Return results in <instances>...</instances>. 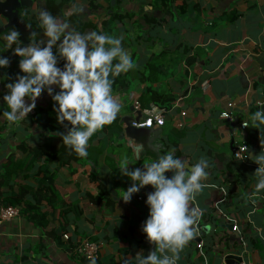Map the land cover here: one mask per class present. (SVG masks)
Instances as JSON below:
<instances>
[{"label": "crops", "instance_id": "1", "mask_svg": "<svg viewBox=\"0 0 264 264\" xmlns=\"http://www.w3.org/2000/svg\"><path fill=\"white\" fill-rule=\"evenodd\" d=\"M97 1L98 10H90L89 0H75L73 5L65 6L64 13L95 23L98 32L103 33L102 22L110 20L105 11L108 3ZM162 1L124 0L117 11L129 12L131 16L115 21V28L107 30L110 36L121 38L122 48L136 65L127 87L112 85L113 95L121 104L116 124L121 133L112 138L106 125L94 134L93 145L102 147L103 153L78 165L75 171L66 167L57 170L58 164L50 163L57 170V185L76 204L68 210L67 225L59 224L61 213L54 214L56 232L63 231L69 239L51 236L20 213L0 225V264H90L71 253L85 238L101 246L96 264H135L138 252L146 256L155 248L142 231L149 215L147 195L154 189L144 186L128 203L119 199L133 183L120 173L119 164L127 157L130 169L142 168L169 151L184 158L189 166L201 156L209 162V176L204 182L207 187L193 202L203 210V216L176 264H226L228 255L240 256L248 264H264V192L252 203L259 165L250 158L233 159V152L241 143L248 145L251 155L264 150L259 130L250 123L245 129L240 126V121H248L253 106L264 103V0ZM81 7L83 11L76 10ZM40 10L49 12L45 0H32L31 6L20 10V15L22 11L21 17L27 22L39 24ZM231 12L238 14L234 21L227 19ZM5 23L0 17V26ZM69 29L73 25L69 24ZM17 30L22 45L31 42L34 28L32 32L18 27ZM0 44H4L3 39ZM19 59L13 54L8 67L15 75L20 72ZM142 73L150 75L149 79L143 81ZM5 74L8 78L0 82V109L4 107L5 84L10 82L7 69H0V76ZM148 84L173 92L176 99L165 113L166 121L160 130L156 127L142 140L131 141L125 136L121 120L133 114L131 107L146 92ZM35 111L38 117L32 123H27V116L9 123L0 115V126L4 125L0 133V174L21 141L37 144L62 138L56 135L58 132L67 133L68 128L58 123L46 91L28 115ZM225 111H231L238 123L233 125L235 120L223 118ZM180 121L184 122L182 128L176 126ZM171 133L179 137L177 147L170 145ZM167 143L172 147H165ZM138 145L141 147L136 149ZM41 165L40 162L27 173L24 181L32 193ZM166 175L170 177L172 173ZM4 190L12 191L8 187ZM88 193L101 199L94 201ZM236 218L239 231L233 232L230 226ZM200 242L202 247L198 246Z\"/></svg>", "mask_w": 264, "mask_h": 264}, {"label": "clouds", "instance_id": "2", "mask_svg": "<svg viewBox=\"0 0 264 264\" xmlns=\"http://www.w3.org/2000/svg\"><path fill=\"white\" fill-rule=\"evenodd\" d=\"M76 10L83 11V8ZM38 20L47 37L46 42H38L36 33L32 32L31 42L22 45L21 33L15 28L0 37L4 49L20 57V72L5 84L2 99L9 110L3 111L2 116L9 123L23 120L36 107L37 98L46 91L53 101L58 123L68 128L66 134L58 132L56 135L61 136L64 145L78 156L86 157L90 139L106 125H111L121 110L120 102L113 95L114 78L136 65L122 48L119 37L96 31L82 34L70 30L67 22H58L46 10L38 12ZM2 53L0 69H5L11 62ZM61 60L62 67L58 66ZM6 78L7 74L0 76V82ZM243 123L246 127L250 123L259 130L260 143L264 146V106L250 112L248 121ZM248 158L259 165L255 170V192L252 193L255 204L264 192V150L256 155L248 153ZM129 164L127 157L119 164L120 173L133 181L119 199L128 203L144 186L151 185L154 189L147 195L149 215L142 231L155 248L146 256L138 252L135 264H176L179 253L193 239L203 216V210L195 207L193 202L207 187L204 182L209 176V162L201 156L189 166L184 158L169 151L142 168L130 169ZM168 172L172 173L170 177L166 175ZM90 264H96L94 257L90 258Z\"/></svg>", "mask_w": 264, "mask_h": 264}, {"label": "trees", "instance_id": "3", "mask_svg": "<svg viewBox=\"0 0 264 264\" xmlns=\"http://www.w3.org/2000/svg\"><path fill=\"white\" fill-rule=\"evenodd\" d=\"M74 1L75 0H45L49 12L54 17H56L58 22H67L73 25V29L82 34L85 33L87 29H92L93 31L98 32L99 29L95 23L84 22L76 15H72L70 17L66 16L64 13L65 6L73 5ZM106 1L108 3V6L105 10L107 13L106 16L108 15L110 20L102 22V32L106 35H110L107 30L111 31L113 28H115V21H123L124 19L129 18L131 14L129 12L120 13L117 11L121 4H123L124 0H115V3H113V0ZM97 2V0H89V7L91 11L98 10L100 8V5ZM162 2L166 3L168 0H163ZM21 16H23L22 11ZM237 16L238 14L236 12H231L227 16V19L234 21ZM28 22L34 28L33 32L36 33V40L39 41L41 38L46 42L47 37L43 35V29L40 27V25L33 21ZM13 28L17 29V27ZM13 28L6 29L3 33H7ZM3 45L0 46V52H4L2 55L7 56L11 61L13 53L11 50L7 51L4 49ZM188 61V63L192 62L190 60ZM114 63H116V61H114ZM60 64L62 67V60L60 61ZM5 69H7L9 78L14 79L15 74L13 73L12 69ZM131 71L132 69L127 73L120 74L118 77H115L113 84H116L122 88L127 87L131 81L129 78ZM149 77L150 75L142 73L141 79L145 81L149 79ZM175 99L176 96L173 92H164L148 84L146 86V92L140 97L139 101L142 107H147L148 103L150 102L168 111L170 110ZM3 106V109H0V115H2L3 111L9 110L5 102L3 103ZM256 110L257 106H253L251 112H255ZM36 116L37 112L35 111L33 114L28 115L25 120L27 123H32L34 122ZM116 124L117 118L111 125H108L112 138L114 134L119 135V133L122 131V129ZM3 127L4 125L0 126V133ZM170 135L172 138L170 139V145L177 147L179 143V137L174 133H171ZM93 138L94 136L90 139L88 155L86 157L78 156L69 147L65 146L62 138H55L47 141L45 140L44 142L37 144L26 140L21 141V143L16 146V154L10 156L7 163L3 166V172L0 174V203L6 206H14L18 208L22 215H25L27 218H29L35 223V225L45 229L47 233L51 234V236L55 238L63 236V231H61V233H57L55 230V224L57 221L54 214L57 211L61 213L59 224H62L63 226L67 225L69 222L68 210L72 209L73 206L75 207L76 204L71 202V200H68L65 192L61 191L57 185L56 172L58 169L63 167L69 168L71 171H75L78 165L87 164L89 159H91V157L94 155H101L104 149L99 146H94ZM172 146H169L167 143L165 147L169 148ZM176 153H178V151ZM54 161L58 164V167L56 168L57 170L50 167V163ZM40 162L42 165L40 166L39 173L37 175V186L34 188V192L32 193V190L28 189L29 187L25 185L24 181L26 179V175H28L27 173L33 171L34 167H37ZM7 187L12 191L6 192L4 189ZM15 187L17 190H15ZM30 197H32V200H30ZM88 197L94 201L101 199L99 195L95 198L89 193ZM83 260L90 263V260Z\"/></svg>", "mask_w": 264, "mask_h": 264}, {"label": "built area", "instance_id": "4", "mask_svg": "<svg viewBox=\"0 0 264 264\" xmlns=\"http://www.w3.org/2000/svg\"><path fill=\"white\" fill-rule=\"evenodd\" d=\"M261 106L262 104L259 103ZM135 110H141L146 116L147 120L143 123L133 122L132 125L136 127H162L165 124V113L167 112L164 108L159 107L158 105L151 103L147 109H144L141 106L139 100L134 102ZM144 109V110H143ZM223 118L227 119L230 122L235 120V116L231 111L222 112ZM247 121V120H243ZM243 121H240V126L242 129H245ZM183 121L177 122L176 126L182 128L184 126ZM248 158V145L246 143L238 144L233 152V159L235 160H246ZM20 215V210L14 206H6L0 203V225L10 221L14 218H17ZM232 231H239V219H234L232 224ZM65 240L69 239L68 234H63ZM199 247H202V243H198ZM71 253L78 256L80 259L95 258L97 261L100 258L101 246L98 242L90 241L89 239H81L76 246L71 249ZM240 264H248L244 259Z\"/></svg>", "mask_w": 264, "mask_h": 264}, {"label": "water", "instance_id": "5", "mask_svg": "<svg viewBox=\"0 0 264 264\" xmlns=\"http://www.w3.org/2000/svg\"><path fill=\"white\" fill-rule=\"evenodd\" d=\"M31 4L32 0H2V2H0V17H2L6 23L5 25L0 26V34L6 29L12 27H18L23 32H32L33 28L28 24L26 19L22 18L20 15V10L22 8L31 6ZM261 106H264V103ZM131 110H133V114L124 117L121 120V124L124 127L123 129L126 138L128 140L131 139V141L135 140L136 142H138V139L142 140L143 138H145L146 134L150 133V131L154 130L156 127L153 126L149 128L133 126V122L143 123L144 121H146L147 116L141 110H135L133 107H131ZM237 123L238 119L233 122V125ZM157 129L160 130L161 127H157ZM231 145L233 147V144ZM137 147L140 148L141 145L136 146V149H138ZM206 228L210 229L211 226H207ZM230 228H232V225L230 226ZM242 260V257L236 255H228L225 258L226 264H240Z\"/></svg>", "mask_w": 264, "mask_h": 264}]
</instances>
